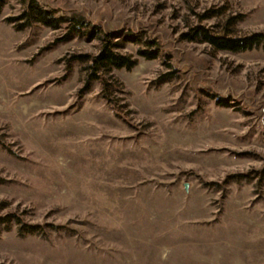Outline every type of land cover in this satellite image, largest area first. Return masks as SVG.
Here are the masks:
<instances>
[{"label":"rangeland","instance_id":"obj_1","mask_svg":"<svg viewBox=\"0 0 264 264\" xmlns=\"http://www.w3.org/2000/svg\"><path fill=\"white\" fill-rule=\"evenodd\" d=\"M31 1L0 10V219L40 228L0 220V264H264V48L183 36L264 32V0H37L94 38L18 29ZM108 40L159 52L90 77Z\"/></svg>","mask_w":264,"mask_h":264},{"label":"trees","instance_id":"obj_2","mask_svg":"<svg viewBox=\"0 0 264 264\" xmlns=\"http://www.w3.org/2000/svg\"><path fill=\"white\" fill-rule=\"evenodd\" d=\"M5 0H0V10ZM219 12V11H217ZM217 12L206 11L199 15L200 19H207L212 17ZM238 16L228 17L227 23L224 26L218 25L216 27H208L205 24H197L189 27V30L183 34L187 40H200L211 44L218 50H227L231 52H239L245 50H251L254 48H264V32H254L248 35H237L235 33L234 24L237 22ZM9 21L15 23L18 29H23L33 23H40L53 29H58L65 25L67 28V37L73 34L88 35L94 38L98 35L96 27L88 22V20L78 14L71 15H58L56 11L47 9L42 6L37 0H32L26 10L19 16H12ZM99 37V36H97ZM124 42L120 41H105L98 55L91 56L88 54H79L77 58H90L91 63L89 68L92 69L90 77L102 78L100 72L101 69L110 71L111 68H125L131 70L139 62V56L146 59L154 58L158 55L159 49L149 48L140 49L137 57L131 54H125L118 51L116 48L123 46ZM151 49V50H150ZM105 84L107 83L104 80ZM107 97V95H106ZM2 222L7 223L6 227H9L12 221L17 224L20 235L25 233H35L40 228L38 225L28 224L22 218L16 215H8L5 218L0 219Z\"/></svg>","mask_w":264,"mask_h":264}]
</instances>
